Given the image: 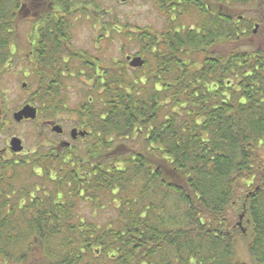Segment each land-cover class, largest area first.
Returning a JSON list of instances; mask_svg holds the SVG:
<instances>
[{"label":"trees","instance_id":"obj_1","mask_svg":"<svg viewBox=\"0 0 264 264\" xmlns=\"http://www.w3.org/2000/svg\"><path fill=\"white\" fill-rule=\"evenodd\" d=\"M199 1L161 0V34L103 22L145 64L74 86L89 135L71 158L39 147L8 163L0 264H244L248 233L264 264V0H215V15ZM21 4L0 0V48L19 39Z\"/></svg>","mask_w":264,"mask_h":264},{"label":"flooded vegetation","instance_id":"obj_2","mask_svg":"<svg viewBox=\"0 0 264 264\" xmlns=\"http://www.w3.org/2000/svg\"><path fill=\"white\" fill-rule=\"evenodd\" d=\"M69 1L22 0L21 11L24 20L26 22H37L35 24L36 34H23L24 37L22 38L20 34H10L19 36V39L9 42L7 47L0 48V59L3 61L0 64V84H3L4 79H14L21 82V88L23 89H26L29 85H34L33 91L27 95L29 97L27 105L35 107L37 118L34 121L21 122L26 124L36 123L38 140H40L39 147L54 152V155L61 161L71 158L75 146L79 145L81 147L82 142L89 135V131L83 125L80 117L84 111V104H81L84 98L78 99L79 102L77 103L75 96L71 93L72 87L78 84L87 86L105 85L107 83V74H105L107 70H118L120 66L132 71L138 70L130 67L128 58L134 59V57H137L133 54L127 55L124 62L119 58H111L109 62L105 61L107 53H111V51L122 55L126 51L120 45L124 40V34H109L108 31H102L104 26L101 20L109 16L103 14L102 11L97 12L96 9H92L90 0L75 1L77 7L75 5L70 8L63 6L66 3L69 4ZM129 2H133V0ZM215 2V0H203L198 3L205 6L211 15H215L218 7V3ZM66 12L77 13V18L76 20L73 17L71 18V22H69L71 30L69 28L58 30L56 23L59 22L60 18H66ZM80 12L87 14L94 12L95 20H97L96 22L100 27L98 30H96V26L93 27L95 31H93L94 34H90L92 39L90 48L87 49L75 46V34L77 32L74 28L77 30V27L74 26V23H91L89 16L86 18ZM193 15H195V12ZM166 25L167 23L165 27ZM185 27H181L183 32L186 29ZM168 29H171V27L168 26ZM129 32L138 34V30ZM149 32L151 34L162 33L151 32L150 30ZM181 32L180 28H175L174 31H170L168 34ZM79 34H83V32ZM83 43L85 45L89 44L88 41ZM115 43L119 44L121 48L113 50ZM4 98V95H0V185L4 184L10 177L7 175L8 169H10L8 163L13 158L29 154L24 146L21 153L12 152L11 141L17 137L11 134V129L3 113ZM33 99L36 102L35 105L30 103Z\"/></svg>","mask_w":264,"mask_h":264},{"label":"rangeland","instance_id":"obj_3","mask_svg":"<svg viewBox=\"0 0 264 264\" xmlns=\"http://www.w3.org/2000/svg\"><path fill=\"white\" fill-rule=\"evenodd\" d=\"M103 1V10H95L97 12H107L112 14L109 18L101 20V22H107L108 19H117L119 21L118 23V29L121 30L122 33H126L129 31L136 32V28L138 29H144L148 28L151 32L160 33L165 28V24L167 23V19L165 18L164 13L159 9L160 8V2L161 0H133V2L128 3H119L116 0H102ZM94 14V13H93ZM92 15V13H91ZM95 15V14H94ZM92 19V18H91ZM110 19V20H111ZM95 20V19H94ZM194 21V18H192ZM95 20V23L88 24L87 22H79V24L75 25L77 27V32L75 34V46L77 48H83L87 49L90 48L91 43V35L94 34L93 29L94 26H96V30H98L99 24H97ZM32 22H23L21 24V28L19 29V34L22 37L23 34H30L32 29ZM121 28V29H120ZM136 29V30H135ZM85 31V32H84ZM80 32H83V34H79ZM89 42L88 45H85L83 42ZM124 41V40H123ZM120 44L122 48H124L126 51L124 55L118 54L114 51H111V53H107V57L105 58V61L109 62L112 58H119L123 62L125 61V57L127 55H132L137 52V48H132L128 45V42L125 40L124 42ZM118 43V42H117ZM114 45V49L121 48L119 44ZM105 46V45H104ZM107 46V44H106ZM109 52V51H108ZM97 56V54H95ZM3 84H0V95H4V109L3 113L6 116L7 123L10 127V132L13 136L20 139V141H23V146L25 149L30 153L33 154L37 152L40 144V140L37 134V125L36 123H15L13 119V113L23 108L25 105H27L29 101V97L27 96L30 92L33 91L34 85H29L26 87V89L21 88L22 84L21 82H17L16 80H7L4 79ZM30 88V90H29ZM74 91V87H72V92ZM73 96L76 95V93H72ZM79 98V97H78ZM78 98L75 96V99L78 101ZM76 103V104H77ZM25 150V151H26ZM251 234L248 233V235L242 236L239 235L237 242H236V248H237V255L238 259L243 262L244 264H255L248 252V243L250 242Z\"/></svg>","mask_w":264,"mask_h":264},{"label":"water","instance_id":"obj_4","mask_svg":"<svg viewBox=\"0 0 264 264\" xmlns=\"http://www.w3.org/2000/svg\"><path fill=\"white\" fill-rule=\"evenodd\" d=\"M119 3H126L129 2L131 0H117ZM141 1H145V0H141ZM257 29V27H256ZM256 33V30H255ZM128 60H130V67L131 68H142L145 64L144 60L141 57H135L134 59L128 58ZM35 107L31 106V105H26L23 108H21L20 111L16 112L13 115V119L16 123H21V121H26V120H30V121H34L36 120L35 118H37V110L34 109ZM1 113V110H0ZM83 135V134H81ZM11 147H12V152L14 153H21L24 148L22 145V141H20V139L18 138H13L11 141Z\"/></svg>","mask_w":264,"mask_h":264}]
</instances>
